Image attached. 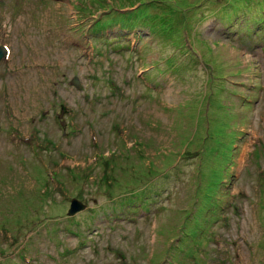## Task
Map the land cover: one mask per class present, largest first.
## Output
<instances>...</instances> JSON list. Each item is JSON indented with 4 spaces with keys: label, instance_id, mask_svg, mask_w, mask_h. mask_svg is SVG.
<instances>
[{
    "label": "rangeland",
    "instance_id": "1",
    "mask_svg": "<svg viewBox=\"0 0 264 264\" xmlns=\"http://www.w3.org/2000/svg\"><path fill=\"white\" fill-rule=\"evenodd\" d=\"M260 17L0 0V264H264Z\"/></svg>",
    "mask_w": 264,
    "mask_h": 264
},
{
    "label": "trees",
    "instance_id": "2",
    "mask_svg": "<svg viewBox=\"0 0 264 264\" xmlns=\"http://www.w3.org/2000/svg\"><path fill=\"white\" fill-rule=\"evenodd\" d=\"M263 17H260V19L259 20H256V19H254V21H252L251 22V24H253V23H259V25H261L262 27H263V30L261 31L262 32V34H264V19H262ZM106 24V23H105ZM88 31H89V29H88ZM263 40H264V37L262 38ZM60 116V115H59ZM195 219H198V218H196L195 217ZM200 222V221H199ZM202 225H203V223H198V224H193V226L194 227H191L190 228V230L188 231V232H183V236L181 235L178 239H177V241L178 242H180L181 244L183 243V241H189V240H191V242H192V246H195V247H193V250L194 249H196V247H197V243L194 241V239H195V236L197 235V233L198 232H201V229H202ZM191 231H194V233H191ZM180 245V244H179ZM180 246H182V245H180ZM184 246V245H183ZM179 247V246H178ZM188 253H190L191 254V252H188Z\"/></svg>",
    "mask_w": 264,
    "mask_h": 264
},
{
    "label": "water",
    "instance_id": "3",
    "mask_svg": "<svg viewBox=\"0 0 264 264\" xmlns=\"http://www.w3.org/2000/svg\"><path fill=\"white\" fill-rule=\"evenodd\" d=\"M6 53V50L4 48L3 45L0 44V58ZM70 82L74 85V86H78V82L76 80L75 77H73ZM61 114V110L59 111V114ZM83 203L80 202L79 200L75 199V198H71L70 199V202H69V206L66 210V213L67 214H73L75 211L79 210V209H82L83 208Z\"/></svg>",
    "mask_w": 264,
    "mask_h": 264
}]
</instances>
